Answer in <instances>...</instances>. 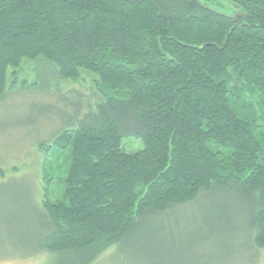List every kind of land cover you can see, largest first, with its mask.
<instances>
[{
	"label": "trees",
	"instance_id": "1",
	"mask_svg": "<svg viewBox=\"0 0 264 264\" xmlns=\"http://www.w3.org/2000/svg\"><path fill=\"white\" fill-rule=\"evenodd\" d=\"M228 1L0 0V98L24 60L98 76L83 115L40 145L50 264H93L138 218L202 193L244 200L264 249V0Z\"/></svg>",
	"mask_w": 264,
	"mask_h": 264
},
{
	"label": "rangeland",
	"instance_id": "2",
	"mask_svg": "<svg viewBox=\"0 0 264 264\" xmlns=\"http://www.w3.org/2000/svg\"><path fill=\"white\" fill-rule=\"evenodd\" d=\"M213 1L231 7L228 0ZM13 70L0 98V264H50L51 254L37 253L47 226L40 145L74 121L77 111L76 118L83 115L90 88L98 92V76L81 70L76 81L55 79L37 60H24L13 84ZM122 146L135 152L143 141L126 136ZM53 164L64 166L65 156L55 155ZM51 187V198H60L58 178ZM250 212L236 196L202 193L195 201L138 218L93 264H264V249L251 239Z\"/></svg>",
	"mask_w": 264,
	"mask_h": 264
}]
</instances>
